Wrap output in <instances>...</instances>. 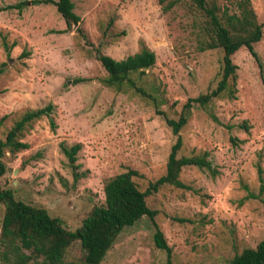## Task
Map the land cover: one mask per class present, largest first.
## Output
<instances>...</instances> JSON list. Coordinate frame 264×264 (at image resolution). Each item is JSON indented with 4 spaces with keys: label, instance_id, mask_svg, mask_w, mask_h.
<instances>
[{
    "label": "rangeland",
    "instance_id": "obj_1",
    "mask_svg": "<svg viewBox=\"0 0 264 264\" xmlns=\"http://www.w3.org/2000/svg\"><path fill=\"white\" fill-rule=\"evenodd\" d=\"M22 1L0 11V137L26 109L48 103L55 128L46 116L31 122L19 136L27 147L4 149L0 181L16 199L47 209L73 230L104 203L108 178L132 168L145 190L165 173L176 139L165 116L177 119L189 98L217 86L223 52L200 49L205 17L191 0L166 12L158 0H72L79 20L70 27L56 0H0V7ZM212 1L238 10L239 0ZM250 2L263 30L254 43L262 71L240 47L231 56L233 90L205 106L194 103L180 132L179 154L206 151L215 175L184 166V187L165 184L146 198L174 264H229L264 237V0ZM142 42L156 56L146 75L132 74L144 93L105 85L95 48L120 60ZM76 143L71 164L63 146ZM4 208L0 203V224ZM153 233L146 216L124 227L100 264H164ZM83 253L75 241L65 264H83Z\"/></svg>",
    "mask_w": 264,
    "mask_h": 264
},
{
    "label": "trees",
    "instance_id": "obj_2",
    "mask_svg": "<svg viewBox=\"0 0 264 264\" xmlns=\"http://www.w3.org/2000/svg\"><path fill=\"white\" fill-rule=\"evenodd\" d=\"M180 1L158 0V3L166 12ZM191 1L205 17V23L202 26L204 38L199 47L201 50L215 48L222 50V73L214 89L188 99L177 119L165 116L167 124L176 135L167 158L165 173L151 182L145 190L138 187L134 180L138 172L132 168H127L108 178L103 188L104 203L94 206L83 218L81 225L73 230L66 228L58 217L51 216L47 209L16 199L12 190L4 188L0 181V203L5 206L0 224V261L2 263L65 264L69 247L75 241H79L84 252L83 264H100L120 231L146 216L154 225L153 239L156 247L165 251L164 264H174L172 248L154 220L156 210L148 206L146 198L165 184L184 187L179 178L184 166L205 168L215 175L216 170L207 159L206 151L194 155L179 154L183 146L180 132L187 124L190 108L194 103L205 106L214 98L221 96L223 92L233 90L230 84L232 87L235 86L237 66L233 63L231 56L240 47L244 46L248 49L262 71V62L254 49V43L261 39L263 30L250 0H239L238 10L235 12H228L226 8L221 10L212 0ZM24 3L25 1L7 4L0 7V11L20 8ZM54 4L65 18L68 27L72 22L79 20V16L74 12L72 0H56ZM27 54L28 52H25L24 55ZM94 55L107 73L102 80L105 85L121 87L127 84L135 87L140 93H144L142 88L136 85L132 74L146 75L147 71L154 66L156 56L147 45L142 42L137 52L120 60L103 53L98 47L95 48ZM53 108V104L48 103L39 108L26 109L14 122L5 138L0 137V157L4 154L5 148L16 151L27 147V143L20 141L19 136L31 122L46 116L51 128L54 129L55 122L51 116ZM231 141L234 142L235 138L231 137ZM79 149L78 143L70 148L63 146V151L71 164L74 163L75 154ZM5 172L6 165L0 160V178ZM229 264H264V237L255 247H246L236 253Z\"/></svg>",
    "mask_w": 264,
    "mask_h": 264
},
{
    "label": "water",
    "instance_id": "obj_3",
    "mask_svg": "<svg viewBox=\"0 0 264 264\" xmlns=\"http://www.w3.org/2000/svg\"><path fill=\"white\" fill-rule=\"evenodd\" d=\"M73 25H74V22H73Z\"/></svg>",
    "mask_w": 264,
    "mask_h": 264
}]
</instances>
